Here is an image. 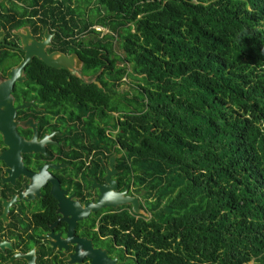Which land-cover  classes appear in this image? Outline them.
I'll return each mask as SVG.
<instances>
[{
    "label": "trees",
    "instance_id": "trees-1",
    "mask_svg": "<svg viewBox=\"0 0 264 264\" xmlns=\"http://www.w3.org/2000/svg\"><path fill=\"white\" fill-rule=\"evenodd\" d=\"M76 1L108 30L94 69L127 97L120 139L159 201L136 225L160 264H264V0Z\"/></svg>",
    "mask_w": 264,
    "mask_h": 264
},
{
    "label": "flooded vegetation",
    "instance_id": "flooded-vegetation-1",
    "mask_svg": "<svg viewBox=\"0 0 264 264\" xmlns=\"http://www.w3.org/2000/svg\"><path fill=\"white\" fill-rule=\"evenodd\" d=\"M65 4L0 0V86L14 81L0 104V264H160L153 229L136 225L159 201L120 139L127 97L95 73L93 7Z\"/></svg>",
    "mask_w": 264,
    "mask_h": 264
},
{
    "label": "water",
    "instance_id": "water-1",
    "mask_svg": "<svg viewBox=\"0 0 264 264\" xmlns=\"http://www.w3.org/2000/svg\"><path fill=\"white\" fill-rule=\"evenodd\" d=\"M48 66H51V67H54V68H57V69H60L62 68L60 65H57L54 61H52V59L48 58V57H45L44 54H41L39 53L38 55ZM29 63V59L28 61L25 63L27 64ZM25 66V65H24ZM23 66V67H24ZM22 67V68H23ZM14 81L13 80H9V81H5L3 82L4 84H2L0 86V104L1 105H4V104H7L10 102V92H11V89H12V83ZM7 122L10 123L11 121V118L7 119L6 120ZM6 135V133H5ZM114 163V160L112 159V164ZM136 211H138L137 209H135Z\"/></svg>",
    "mask_w": 264,
    "mask_h": 264
},
{
    "label": "rangeland",
    "instance_id": "rangeland-1",
    "mask_svg": "<svg viewBox=\"0 0 264 264\" xmlns=\"http://www.w3.org/2000/svg\"><path fill=\"white\" fill-rule=\"evenodd\" d=\"M93 8V11H94V8H95V10L97 9V7L98 6H96L95 4H92L91 5ZM90 7V6H89ZM80 9H83V10H88V7H86V6H81V8ZM91 9V10H92ZM104 11L101 9V15H104ZM96 31H99V32H101L102 34H107L108 33V30L107 29H105V28H102V27H98V26H96ZM126 81H127V85H126V88L125 89H127V91H130V85L128 84V83H130V79L128 78V79H126Z\"/></svg>",
    "mask_w": 264,
    "mask_h": 264
}]
</instances>
